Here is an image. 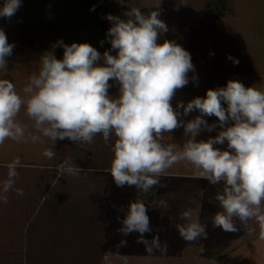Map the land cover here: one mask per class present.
Returning a JSON list of instances; mask_svg holds the SVG:
<instances>
[{"label":"rangeland","instance_id":"obj_1","mask_svg":"<svg viewBox=\"0 0 264 264\" xmlns=\"http://www.w3.org/2000/svg\"><path fill=\"white\" fill-rule=\"evenodd\" d=\"M46 1L54 2L42 11L39 26L49 18L48 10L56 11L58 38L50 30L21 38L8 25L0 26L8 42L15 45L12 55L7 57V67L0 69V79L10 80L21 94L32 73H38L40 57L46 51L54 52L57 59L63 58V47L57 45L58 41L68 45L89 43L101 55L106 50L115 55L102 37L101 17L122 16L130 10L128 2L122 5L119 0H105L94 10L87 0ZM131 7H139L145 15L159 11V18L168 27L159 42L175 41L191 54L195 71L188 74V85L176 92L174 108L180 101L187 104L195 97H204L208 89L225 87L229 80L264 91V65H251V45L262 51L258 58L264 61V36L259 34L264 32V0H138ZM233 26L236 28L232 32ZM229 56L238 59L239 64H234ZM193 76L197 81L191 79ZM109 95H118L117 84H112ZM197 115L200 113L194 111L181 118L187 122ZM17 119L28 126V133L40 135L23 109ZM204 119L218 124L215 116ZM220 130L217 126L212 132L201 131L196 139L207 140ZM185 139L181 127L165 134L164 143L182 146ZM114 141L115 137L106 145L103 137L97 135L92 144L79 147L68 139L54 144L41 135L36 143L9 139L0 146V181L7 177L6 165L19 157L21 166L17 168L15 188L23 190L21 196L15 190L9 192L8 202H0V264H104L103 256L116 244L118 252L112 254L113 262L109 264H201L196 257L202 258L205 253L212 256L205 264H245L244 258L227 257L232 252L247 250L259 225L253 219L246 228L236 219V232L214 227L212 218L221 208L213 198L223 184L212 185L196 176L193 166L186 161L173 165L159 178L160 183L154 187L158 193L156 204L151 206L143 201L152 229L145 233V238L151 240L158 235L162 248L149 254L143 244L136 242L139 233L124 236L118 232L129 203L139 199V191L134 186L115 185L110 174V145ZM217 147L226 150L227 142ZM49 148L55 153L52 159L43 156ZM65 160L85 170L79 179L59 173L56 166ZM189 208L193 218L198 217L205 225L206 238L189 242L179 235L176 225L184 223L179 214ZM122 240L127 241L126 246H120Z\"/></svg>","mask_w":264,"mask_h":264},{"label":"clouds","instance_id":"obj_2","mask_svg":"<svg viewBox=\"0 0 264 264\" xmlns=\"http://www.w3.org/2000/svg\"><path fill=\"white\" fill-rule=\"evenodd\" d=\"M127 2L119 0L122 5ZM21 3L4 0L0 17L11 19ZM129 9L124 18L106 15L111 22L107 37L115 55L109 50L101 55L89 43L68 45L61 40L57 45L63 47V58L46 51L23 94L10 80L0 79V146L9 139L36 143L41 135L54 144L68 139L79 147L92 144L97 135L106 145L115 137L110 145V174L115 185L134 186L144 193L158 185L159 178L173 165L186 161L196 176L210 184L223 182L222 190L213 198L221 208L212 218L213 226L236 232V219L246 228L254 219L259 225V239L264 240V91L229 80L225 87L208 89L204 97H195L187 104L180 101L174 108L176 92L188 85V74L195 71L191 54L175 41L159 42L168 31L159 11L145 15L130 4ZM14 46L0 29V69L7 67ZM228 59L239 64L238 59ZM191 79L195 82L198 78ZM113 83L118 85L115 97L109 95ZM22 109L40 135L28 133V126L17 119ZM194 111L200 115L187 122L181 118ZM212 116L218 124L204 119ZM217 126L221 130L215 137L197 141L201 131L212 132ZM181 127L186 138L182 146L164 143L165 134ZM225 142L226 150L217 147ZM54 155L50 148L43 152L48 159ZM20 166L19 157L6 165L7 177L0 181V202L7 203V194L13 190L23 195L22 189L15 188ZM56 167L61 175L77 179L85 172L70 160ZM147 212L143 201L130 202L118 232L124 236L139 233L136 242L151 254L162 246L158 235L145 238V233L152 231ZM179 219L184 223L176 228L184 240L207 237L205 225L198 217L193 218L190 208L183 210ZM126 244V240L120 241V246ZM110 257L111 253L103 256L104 264H109Z\"/></svg>","mask_w":264,"mask_h":264},{"label":"crops","instance_id":"obj_3","mask_svg":"<svg viewBox=\"0 0 264 264\" xmlns=\"http://www.w3.org/2000/svg\"><path fill=\"white\" fill-rule=\"evenodd\" d=\"M67 1H68V3H70L69 0H67ZM71 1H74V0H71ZM89 1H91L89 3L90 6L100 8L105 0H97V1L87 0V2H89ZM137 1L138 0H128V6H129V4H130V6H133L134 2L137 3ZM53 2L54 1H52L51 3H47L46 0H42V1L22 0L21 7L16 11L15 15L11 19H6L3 17H0V26L3 27V25H1V24L8 25L7 28L9 30H13L14 32H17L18 33L17 35L18 36L20 35L21 38L34 36L33 34H35V33L36 34H40L41 32L45 33V32H47V30H50L53 33L56 32V36L58 38V34L60 32V26H58V25L56 26L55 24H58V23L56 21L54 22V19L56 18L55 13H57L56 11L50 12L48 10L49 18H47L45 20V24L43 26H39L40 22L43 21L42 17L40 16V15H42V11H46L47 8L50 7V4L53 5ZM62 3L63 4L66 3L68 5L67 2L64 3L62 1ZM2 6H3V3L0 2V7H2ZM99 11L100 10H97V12H99ZM118 15H121V14H117L116 16H118ZM105 16L106 15L101 17L102 20ZM261 23L262 22H260V24ZM32 26L34 28H32ZM235 28H236V26L232 27V32L234 31ZM259 34L264 36V32H263V34L262 33H259ZM249 37H251V36H249ZM259 54H262V51L261 50L259 51L257 49V47H256V49H253V46L251 45V65L256 64L260 67H261V65H264V61H262V59L258 58ZM254 57H257L258 59L254 58ZM233 58H234V56H233ZM261 70L264 71V67H261ZM157 200H158V193H156V200L153 204H151V206L156 204ZM252 227H255V226H252ZM116 246H117V244H116ZM115 247L110 251V253H111L110 262L111 263L113 262L112 254H117V252H118L115 250ZM240 252L230 253L228 255L227 259H229V258L230 259L244 258L245 261L243 263H245V264H264V240L259 239V232L251 235V242L248 244L247 250L240 251ZM207 256L205 253V254H203L202 258L201 257L200 258L196 257V258H197V260H199V262L201 264H203V263L205 264L206 261L212 260L211 255H207ZM235 264H237V263H235Z\"/></svg>","mask_w":264,"mask_h":264},{"label":"trees","instance_id":"obj_4","mask_svg":"<svg viewBox=\"0 0 264 264\" xmlns=\"http://www.w3.org/2000/svg\"><path fill=\"white\" fill-rule=\"evenodd\" d=\"M120 16V15H119ZM121 18H124L123 15L120 16ZM104 20V26H103V35L102 37L104 38V40L106 41V46L107 48H111V44L109 43V39L107 37V32L108 29L111 27V22L108 21L106 19V17L103 19ZM220 184H223V182H221ZM138 198L144 202H146L148 205H151L155 202L156 200V190L155 188L150 189L147 193L144 192H140L139 191V195Z\"/></svg>","mask_w":264,"mask_h":264}]
</instances>
